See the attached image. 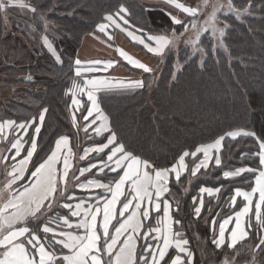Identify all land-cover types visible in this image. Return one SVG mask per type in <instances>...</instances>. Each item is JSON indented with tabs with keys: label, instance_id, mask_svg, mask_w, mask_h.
<instances>
[{
	"label": "trees",
	"instance_id": "16d2710c",
	"mask_svg": "<svg viewBox=\"0 0 264 264\" xmlns=\"http://www.w3.org/2000/svg\"><path fill=\"white\" fill-rule=\"evenodd\" d=\"M30 2L37 9L36 13L44 16L58 34L53 45L61 62L57 64L44 47L37 50L16 41L13 30L5 37L0 36V58L7 63L1 65L0 74L13 71L15 77L28 75L32 80L26 84L22 76H18L12 83L7 80L10 73H6L7 78L0 79L2 89L20 86L13 98L9 97V91L1 96L0 121L34 119L41 131L37 135L38 147L33 162H42L62 136L67 137L70 144L79 141L80 146L84 140V146L103 144L107 140L108 132L91 133L82 140L80 135H74L70 115L72 95L69 93L75 80V57L82 40L93 34L98 24L105 22L106 13L126 4L132 12L131 27L142 29L143 33H163L180 26L171 24L163 8L149 6L141 0ZM235 2L240 5L243 0ZM254 4L252 15L241 21H236L233 15L223 16V21L231 25L226 37L228 52L223 49L213 51L211 45L215 42L210 34H206L202 44L206 50L203 56L183 45L180 51L170 52L163 61L159 59L160 70L155 83L146 74L147 83L141 89L101 93L98 98L118 139L129 150L150 159L160 168L171 167L178 163L185 151L191 153L197 147L213 144L224 136L219 153L221 165L217 166L213 158L208 161L207 168H201L196 176H192L191 170L204 160V154L200 152L195 158L191 155L185 157L187 169L179 181L173 174L170 191L165 195L172 205V219L181 221L173 224V229L181 231L189 240L187 247L192 252L193 264H217V260L224 259L225 252L230 251L215 249L213 236L217 234L220 222L234 216L246 204L242 197H237L236 204L232 205L235 189L251 192L261 170L254 154L259 151L257 137L264 139V11L261 10L264 0H254ZM34 19L37 27H41L40 19ZM218 26L223 27V23ZM11 64L16 69H12ZM69 67L72 70L66 72ZM44 108L48 111L41 123L39 114ZM242 130L254 132L255 136L241 135L233 139L226 135L230 131ZM28 131L34 133L33 128ZM5 132L11 139L8 130ZM16 134L23 135L27 141L25 148L30 147L29 135L19 129ZM108 151L105 149L104 153H93L92 156L94 160L105 159ZM210 154L214 157L215 149ZM23 155L26 153L22 152ZM241 167L255 171L224 177L225 171ZM29 169H32L31 164ZM98 175L99 179H107L110 183L117 178L116 173L108 168ZM201 188L220 191L209 196L206 192L201 193ZM258 198L257 194L253 197L254 200ZM201 199L204 205L197 217L194 209ZM252 223L255 224L254 216ZM257 235L254 229L249 243L256 242ZM139 243L144 242L140 240ZM244 255H247L246 250ZM241 264H244L243 259Z\"/></svg>",
	"mask_w": 264,
	"mask_h": 264
},
{
	"label": "snow or ice",
	"instance_id": "6c2138e0",
	"mask_svg": "<svg viewBox=\"0 0 264 264\" xmlns=\"http://www.w3.org/2000/svg\"><path fill=\"white\" fill-rule=\"evenodd\" d=\"M162 3L178 9L188 19L178 17L168 8H163L162 11L169 17L171 24L180 27L156 34L143 33L142 29L137 28L136 31L141 33L138 36L124 27L126 25L131 28L132 12L126 4H120L117 10L104 15L103 21L106 23L98 24L97 31L104 33L108 40L113 39L107 31L110 25L121 32H127L133 41L143 45L154 56L160 57L161 61L172 50L180 51L181 42L185 49L190 48L193 53L203 56L206 50L202 44L206 34H210L211 40L215 42L211 45L213 51L223 49L228 52L226 37L230 34L231 25L223 21L225 14L233 15L236 21H241L252 15L255 6L254 0H243L240 5L235 0H226V3H221L220 0H203L202 4L196 6L186 5L178 0H162ZM14 8L27 10L34 17L37 12L30 0H0V15L4 17L5 26L9 10ZM261 10L264 11V7ZM221 23L223 27L218 26ZM44 44L53 51L47 39ZM117 51L133 67L143 69L145 73L152 71L126 52L120 49ZM57 61L61 62L59 57ZM90 64L84 71H107L113 67L112 61L96 60ZM75 65V75L82 77V61L77 59ZM172 76L173 79L176 78L175 73ZM142 87L143 81L114 82L107 78H83V84L73 83L75 91L72 92V104H80L76 92L86 95L90 107L86 108L87 115L83 119L89 121V117H92L89 127L100 121L99 126L94 129L96 134L109 133L107 143L85 148L79 159L84 160L91 153H104L105 149H109L105 153L107 160H100L103 167L99 171L103 172L104 168H108L115 172L118 178H114L111 183L86 177V173L98 167L95 163L90 162L88 167H80L78 175L71 171V149L66 153L63 151L69 144L67 137L58 138L55 149L42 162H33L41 127L34 119L23 122L13 119L0 121V142L10 145L5 148L10 155L0 152V165L3 166L6 178L0 186V264H193L192 252L187 247L189 240L184 238L181 231L170 226L180 224L181 221L171 218V204L165 194L170 191V178L173 174L179 181L182 172L187 169L185 157L191 155L195 158L200 152L204 154V160L191 170L192 176H196L201 168H207L208 161L213 158L215 164L220 166L219 153L224 136L216 139L213 144L197 147L191 153L185 151L178 163L171 167H157L150 159L135 154L118 139L117 133L109 126V117L101 107L97 93L114 88ZM47 111L44 108L40 112L41 123ZM75 122L74 116V126ZM30 128L34 129V133H29ZM18 129L29 135L30 147H24L27 141L23 135L16 134ZM5 130H8L11 139L5 135ZM84 131L87 132L88 128L85 127ZM226 135L235 139L241 135L255 136V133L242 130L230 131ZM257 143L259 151L254 155L258 157L261 170L256 176V186L251 192L235 189V195L231 198L232 205L236 204L237 197H242L247 203L235 213V227L230 230V234L225 235V225L229 224L232 217L220 224L219 234L212 239L215 249L230 250L225 252L224 259L217 260V264H241L242 259L244 264H264V139L257 137ZM213 149L214 157L210 154ZM22 152L26 155L21 156ZM61 157L62 170L57 167ZM30 164L34 170L29 169ZM253 171L255 169L250 167H241L235 171H225L223 175L229 178ZM81 177L85 179L81 181ZM73 188L87 193L102 189L110 196L97 193L85 200L74 195L71 192ZM219 191L200 189L201 193L206 192L209 196ZM257 193L259 198L254 200ZM121 196L124 197L123 201L120 200ZM93 200L95 204L92 203ZM203 205L204 201L201 199L194 209L197 217L200 216ZM161 210L163 227H154L151 224V214ZM117 216L122 219H116ZM253 216L255 224L252 223ZM114 219L116 224L112 223ZM254 229L258 233L257 241L249 243L250 233ZM141 239L144 240L143 244L139 243ZM172 248L176 255H170L169 250Z\"/></svg>",
	"mask_w": 264,
	"mask_h": 264
},
{
	"label": "crops",
	"instance_id": "0c3cea01",
	"mask_svg": "<svg viewBox=\"0 0 264 264\" xmlns=\"http://www.w3.org/2000/svg\"><path fill=\"white\" fill-rule=\"evenodd\" d=\"M141 1H143L145 4H147L149 6H157V7L159 6L160 8L166 7V8H170L171 10L175 9V8L170 7L169 5L163 4L162 3V0H141ZM178 2H182V3H185L186 5H190L191 6L192 4L198 3L199 0H178ZM177 13L183 14L178 9H177ZM107 31L109 32L108 29H107ZM110 32H112V31H110ZM117 49H120V50L126 52L128 55H130L131 57H133L134 59H136L140 63L145 64L146 66H148L151 69H152V66L155 65L159 61V59L157 57H155L151 53H150V55L152 57L150 55L149 56L145 55L146 53L143 54V55H141V54H137V53L133 52L131 50V48L129 47V45H126L125 44L123 38H122L121 41L118 40V38H117L115 41L112 40V42H111L110 40H108L105 37L104 33L97 31V28H96V31L93 34L87 35V36H85L83 38L82 43H81V46H80V48L78 49V51L76 53L75 61L77 59H79V60L82 61V65H81L82 76H86V78H90L89 76H92V75H95L96 74V73L92 74V72L89 73V74H87L86 71H84V69H87L89 66H91L90 62H92L93 59H95V57H98L97 53H99L102 56L100 59H103L105 62H107V61H112L113 62V67L110 68V69H108L105 72V75L106 76H109L110 78L112 77L111 79H113L114 81H122V82L143 81L144 86H145V83H147V82L144 79V76L146 74H144L142 76V78H141L139 76V74H138L140 68H135L131 64H129L123 57L120 56V54L117 51ZM110 50H111V56H112L113 60L109 56V53H108ZM143 51H144V49H143ZM85 54H86V56H82V55H85ZM75 70H76V65L74 63V71H73V73H74L75 79H78L77 76L75 75ZM111 72H115L114 75H112ZM97 78L103 79L104 77H97ZM133 89H141V88H130V89H119V88H115V89L108 90V91H100V92L97 93V97L99 98V95L101 93H113V92H116V91H126V90H133ZM76 97H77V99L81 103H82V101L84 99L85 103H83L81 106H78V105H74L73 106L72 100H71L70 109H73L74 110V115L71 114V112H70L71 121H72V125L74 127V131H76V136H79L80 135V136H82L83 139H85L86 137H89L91 133H96L94 131V129L97 126H99L100 121L98 120L96 122V124H93V125H91L89 127L88 124H89V121L92 119V117H89V121H85L83 119V116L87 115V111L85 113H83V114L80 115V113H77L76 110H79V111L82 110L83 109L82 108L83 106H84V110H86L87 107H90V102L88 101L86 95H82V94L79 93V95L76 96ZM74 116H75V119L78 121V122H75V126H74V123H73V117ZM85 127L88 128V131L87 132L84 131V128ZM103 133H107V132H101L100 134H103ZM5 135H7L6 132H5ZM78 142L77 143L75 142L73 144H70V140H69L68 147L67 148H63V151L65 153L68 152V149L69 148L71 149V156H70V162L72 164L71 171L76 172V174L78 175L79 174L78 173V169L80 167H88L90 162L91 163H95V164L98 165L97 169L96 168L95 169H92L91 172L86 173V177L87 178H90V179H95V180H97L99 182H102V183H110V182H108L109 180H107V179L106 180H101V179L98 178L99 177L98 173L100 174L99 169L102 166H100L101 165L100 164V160H94V158L92 156L93 153H91L84 160H80L79 159V156L80 155H83L85 148L95 147V146H98V145H95V146H86L85 145L84 146V143H85V140H84L82 142L83 144H81L82 146H80V144L78 145ZM104 143H107V140ZM6 147H10V145H7L5 142H0V152H3L4 155H10L9 152L5 151V148ZM75 148H78L77 149L78 150L77 153H75V150H76ZM54 149H55V145H54L53 150ZM19 159H20V157L17 158V160H19ZM103 160L106 161L107 160V157H105V159H103ZM9 163H14V162L13 161H9ZM57 167H59L61 170L63 169V158L62 157H61L60 162L58 163ZM26 175H27V173H26ZM70 175H71V172H70ZM121 175H122V173H121ZM5 179L6 178L3 175V166L0 165V186H2V184L5 182ZM80 179H81V181H83L85 179V177H81ZM71 192L74 195H76L77 197H83L85 200H88L90 196H95L97 193H100L101 196H110V194L104 192V190H102V189H96V190H94L91 193H87V192H81L79 189H74L73 188V189H71ZM257 195L259 196L258 193H257ZM123 199H124V197L121 196L120 197V200L123 201ZM74 202L75 201H73V203ZM92 203L95 204V200H93ZM119 207H120V205L118 203L117 204V208H119ZM151 215H152V219H151L152 226H154V227H163V224H161V221L163 220V211L161 210L160 212H152ZM172 215H173V211H172V205H171L170 216H172ZM116 219H122V218H120L119 216H117ZM222 222H220V224ZM112 223L113 224H116V220L114 219L112 221ZM220 224L218 226V231H217V234L216 235L219 234ZM170 226L173 229V224H171ZM233 227H235V215L232 216V219L230 220L229 224L225 225V230H226L225 231V235L226 236L230 234V230ZM141 240H142V242H144L143 239H141ZM169 253H170V255H176L177 254L174 248L170 249L169 250Z\"/></svg>",
	"mask_w": 264,
	"mask_h": 264
},
{
	"label": "rangeland",
	"instance_id": "374dc122",
	"mask_svg": "<svg viewBox=\"0 0 264 264\" xmlns=\"http://www.w3.org/2000/svg\"><path fill=\"white\" fill-rule=\"evenodd\" d=\"M220 2L222 3L223 0H220ZM202 3H203V0H199L198 3L192 4L191 6H193V5L196 6V5L202 4ZM164 8H166V7H164ZM168 9H169V11L175 13L178 17L186 18L184 13L183 14L177 13V9H173V10H171L170 8H168ZM35 17L40 19L39 21L42 23V26L39 27V28L37 27V24H35V19H34V16H33V14L31 12H29L27 10H21V9H18V8L10 9L9 10V15H8V18H7V25L6 26H5L3 15H0V36L1 37H5V34L10 33V31L13 30L15 32L16 41L19 40V41H21L22 44H28L29 46H33L37 50L40 47H44L46 49V51L54 58L55 62L57 64H60V62L57 61V57H59L58 52L56 51V49L54 48V45H53L54 41L57 40L58 34L55 31H53V28L46 22L44 16H42L41 14L36 13ZM200 19H201V22H202L203 21V16ZM124 27L127 28L128 31H131V32H133L134 34H136L138 36L141 35L140 32H137L136 29H134L132 27L128 28V26H126V25H124ZM108 30H109V32L112 31V32L109 33L113 37L112 40L115 41L118 38V40L121 41L122 38H123L125 44L129 45V47L131 48V50L133 52H135L137 54H141V55H143L145 53H146L145 55H147V56L150 55V53L147 52V49H145L143 47V45L133 41L131 39V37L127 35V32H121L118 28H115L114 26H111V25L109 26ZM105 37L107 38V36H105ZM45 39H47V41L51 45L53 51H50L49 48L44 44V40ZM112 40H110V41L112 42ZM183 45H184L183 42H181L180 45H179V49ZM143 49H144V51H143ZM176 51L177 50H172L171 52H176ZM108 53H109V56L112 58L111 50ZM86 54L82 55V56H86ZM97 55H98V57H95V59H93V61H96V60L104 61L103 59H100L102 57L101 54L97 53ZM0 56H2V55H0ZM155 57H157L158 59H161L158 56H155ZM2 59L0 58V68H1V65H3V64L7 65V63H5ZM112 60H113V58H112ZM158 62L155 65L152 66V71L151 72L145 73L143 71V69H139V72H138L139 76L142 78V76L144 74H147L149 76V78L153 81V83H155L156 80H157L158 74H159V70H160V65L158 64ZM160 64H161V62H160ZM10 66L12 67V69L13 68L16 69V66L14 64H11ZM70 69L72 70V67H69L68 69H66V72L70 71ZM105 72L106 71L92 72V74H94V73H96V74L92 75V76H89V77L90 78L104 77V78H107L109 80L114 81L113 79H111L112 77L110 78L109 76H106ZM6 73H10L11 76H9L7 80H11L12 83H13V80L16 79L18 76H22V78L21 77L20 78L26 84L32 82L31 78L29 79L30 76H28V75L25 76V75H19L18 74V76L15 77L16 74L13 71H10V72L5 71V72H3L2 74H0V79L7 78L6 77ZM86 73L89 74L91 72H87L86 71ZM114 73L115 72H111L112 75H114ZM82 77L86 78V76H82ZM82 77H77L78 79H75L74 81L76 83L83 84V78ZM1 84L2 83H0V85ZM12 85H16V84H12ZM18 87H20V86L19 85H17V87L16 86H9L10 90L2 89L0 87V98H1V96L6 95V93H8V91L10 92L9 93V97L13 98V93H16V91H19ZM24 89H27V88L25 87ZM74 91H75V89L72 87V89L69 91V93L72 95V92H74ZM78 95H79V92H76V96H78ZM83 103H85L84 99H83L82 103L80 102V104L78 106H81ZM82 108L83 109L80 110V111L76 110V112L80 113V115L86 112V110H84V106ZM70 112H71V114L74 115V110L73 109H70ZM76 122H78V121L76 120ZM74 133H75L74 135H76V131H74ZM82 139H83L82 136H80V140H82ZM75 149H76L75 153H77L78 152V150H77L78 148H75ZM190 183H192V181Z\"/></svg>",
	"mask_w": 264,
	"mask_h": 264
}]
</instances>
